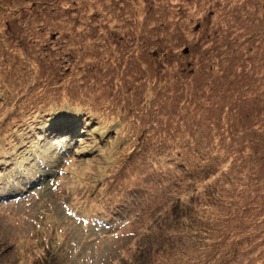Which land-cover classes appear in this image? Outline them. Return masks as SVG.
Segmentation results:
<instances>
[{"label": "rangeland", "instance_id": "rangeland-1", "mask_svg": "<svg viewBox=\"0 0 264 264\" xmlns=\"http://www.w3.org/2000/svg\"><path fill=\"white\" fill-rule=\"evenodd\" d=\"M142 255L264 264V0H0V264Z\"/></svg>", "mask_w": 264, "mask_h": 264}, {"label": "trees", "instance_id": "trees-1", "mask_svg": "<svg viewBox=\"0 0 264 264\" xmlns=\"http://www.w3.org/2000/svg\"><path fill=\"white\" fill-rule=\"evenodd\" d=\"M76 134H79V131H77L76 132ZM178 152H180V151H178ZM182 161H178V164H180ZM182 165L184 164L183 162L181 163ZM177 175V174H176ZM178 204H179V202H178ZM177 205V204H176ZM172 207V209H174V206L172 205L171 206ZM183 207H184V204L180 207V206H178L175 210H174V217H173V222H172V224L170 225V226H168V223H164L165 225H166V228L165 229H163V231L161 232V233H163V236H164V234H166V236H170V237H173V235L174 236H178V237H188L189 236V238H192V236H194V234H195V232L194 233H192L193 232V230H192V222H194L195 223V221L193 220V221H187V220H185L184 218H185V213H184V211H183ZM195 218H197L196 217V215H195ZM186 222H189V223H186ZM148 227L145 229V230H143V233L144 234H146V235H148L149 236V233H148ZM150 233H151V231H150ZM153 233H154V231H153ZM152 233V234H153ZM163 238H165V240H167V239H169V237H163ZM172 239V238H171ZM162 241H163V239H162ZM171 241V240H170ZM160 244H161V242H159ZM173 244H175V243H172L171 244V246L173 245ZM197 244V243H196ZM199 244V243H198ZM194 246V244H190L189 245V247H193ZM141 247V246H140ZM172 247H175V246H172ZM150 249H152L151 248V245H150V247L149 248H143V247H141V250H143V253H144V255L146 254V251H148V252H150L151 250ZM157 250H159V249H157ZM154 252H157L156 250L155 251H151V253H154ZM144 255H142V257L144 256ZM178 259V258H177ZM204 259V260H203ZM145 259H144V257H143V260L140 258V260H139V264H147L145 261H144ZM190 262L188 263V264H196V262H198V261H196V259H188ZM192 260V261H191ZM202 262H201V260H200V262H201V264H208V262L205 260V257L204 258H202ZM144 261V262H143ZM148 262V261H147ZM200 262H198V263H200ZM172 264H181V262L178 260V262H176L175 260H174V262H172Z\"/></svg>", "mask_w": 264, "mask_h": 264}]
</instances>
